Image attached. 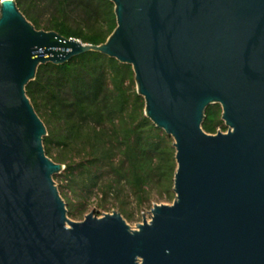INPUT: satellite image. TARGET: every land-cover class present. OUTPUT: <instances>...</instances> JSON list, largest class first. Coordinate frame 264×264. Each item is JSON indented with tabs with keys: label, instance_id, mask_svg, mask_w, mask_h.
Masks as SVG:
<instances>
[{
	"label": "water",
	"instance_id": "1",
	"mask_svg": "<svg viewBox=\"0 0 264 264\" xmlns=\"http://www.w3.org/2000/svg\"><path fill=\"white\" fill-rule=\"evenodd\" d=\"M109 1L116 27L94 46L0 0V264H264V0ZM88 52L131 67L173 141L174 199L135 228L118 211L68 218L25 93L39 65ZM215 104L226 132L208 134Z\"/></svg>",
	"mask_w": 264,
	"mask_h": 264
},
{
	"label": "trees",
	"instance_id": "2",
	"mask_svg": "<svg viewBox=\"0 0 264 264\" xmlns=\"http://www.w3.org/2000/svg\"><path fill=\"white\" fill-rule=\"evenodd\" d=\"M15 2L35 29L82 44L101 45L116 27L109 0ZM25 93L46 126V156L64 166L53 179L65 181L77 197H99V207L118 204L120 214L130 201L139 209L150 206L154 195L173 201V141L144 116L129 65L96 52L46 63ZM220 116L219 105L208 106L202 129L225 131Z\"/></svg>",
	"mask_w": 264,
	"mask_h": 264
},
{
	"label": "rangeland",
	"instance_id": "3",
	"mask_svg": "<svg viewBox=\"0 0 264 264\" xmlns=\"http://www.w3.org/2000/svg\"><path fill=\"white\" fill-rule=\"evenodd\" d=\"M40 30L46 31L44 28H41ZM217 131H220V129H217L216 132ZM223 132H226V130ZM54 156L55 153L53 154V157ZM54 181L60 196L66 203L68 211H71V215H68V218L74 222L82 221L84 217L90 213H94L96 216L101 217L103 214H110L113 211L120 212L117 206L118 204L114 206L110 203H107L103 204L102 207H99V197L97 198L96 196H91L88 199L77 197L76 193L72 192L66 187L67 183L65 181H61L60 179H56ZM171 203V201L160 199L154 195L151 205L143 209H139L133 201L128 202L125 208V213L121 215L131 228H135L137 224L142 222V215L147 220H149L150 217L147 212L153 204L170 205Z\"/></svg>",
	"mask_w": 264,
	"mask_h": 264
}]
</instances>
